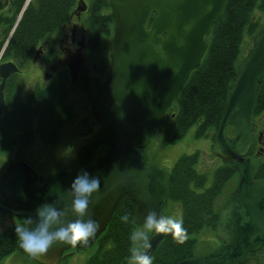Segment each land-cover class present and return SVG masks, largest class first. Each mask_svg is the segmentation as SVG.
<instances>
[{"label":"water","instance_id":"1","mask_svg":"<svg viewBox=\"0 0 264 264\" xmlns=\"http://www.w3.org/2000/svg\"><path fill=\"white\" fill-rule=\"evenodd\" d=\"M225 0H108L113 19L108 40V72L90 101L94 118L114 130V139L105 149L102 164L75 171L64 169L46 174L35 183L38 172L23 160L10 161L0 181H10L15 201L36 209L50 203L52 188L68 189L84 170L99 177L101 190L93 195L88 214L99 229L87 246L57 244L40 258L42 264H56L67 249L89 248L105 228L120 198L127 194L134 202L133 218L143 223L149 210L176 220L162 211L169 193L170 173L156 162H147L142 147L152 131L164 133L173 113L168 110L178 96L189 72L198 65L207 47L206 36L218 18ZM80 8V4L78 5ZM84 62L82 45L71 55L68 66L74 82ZM10 62L0 63V109ZM264 76V23L253 35L251 46L237 64L233 81L225 94L211 151L222 161L237 162L235 187L218 207L213 232L220 243L200 255L176 264H241L251 251L264 244V177L256 178L258 155H245V145L253 138L255 121L251 110L259 82ZM235 127L227 137V125ZM169 231L151 232L148 255ZM16 249L24 251L20 241Z\"/></svg>","mask_w":264,"mask_h":264},{"label":"trees","instance_id":"2","mask_svg":"<svg viewBox=\"0 0 264 264\" xmlns=\"http://www.w3.org/2000/svg\"><path fill=\"white\" fill-rule=\"evenodd\" d=\"M74 1L36 0V6L53 21L58 15L64 20ZM256 10L264 13V0H225L218 18L211 24L206 36L207 47L200 62L189 72L178 96L172 101L171 109L168 110L173 113L171 123L164 133L152 131L148 144L142 147L147 162L157 163L166 147L181 139L196 123L194 135L210 137L213 140L224 108L225 94L233 81L237 64L250 48L253 35L264 23L261 18L255 16ZM86 22L91 24L88 45L94 46L97 50L102 34H112L113 19L109 12L108 0H91ZM44 28L48 32L54 27ZM16 31L25 44L30 37L28 31L32 30L21 33L18 27ZM245 44L247 45L244 51ZM104 61L100 60L98 65L100 76L87 78L84 70L79 73L75 84L85 91L89 98L94 94L101 78L107 74L108 61ZM67 81V76L63 73L48 85L31 89L28 100L25 103H18L14 110L6 105V110L0 117V152H7L15 147V156L22 158L24 148L31 144L35 137L47 145L58 141L61 130L74 115V107L67 101L69 95ZM11 97H13L11 90L7 87L6 99ZM263 113L264 76L258 84L251 110V118L256 122V127L257 120ZM14 129H18L20 133L12 135ZM234 131V125L228 124L227 137L230 138ZM114 136V130L109 125L101 123L99 130L77 151L79 169L89 164L99 167L102 164L104 150ZM259 144L254 135L245 145L243 154L256 155ZM100 148L102 152L97 154ZM258 157L261 162L255 174L256 178L264 177V153ZM198 160L199 151L182 153L169 169V193L162 211L168 212L170 204L176 203L180 206V216L172 231L163 236L151 251L153 264H176L186 257L196 255L198 241L195 234L204 228L213 232L218 218V207L236 185V161H222L213 169L211 181L207 184V174L197 168ZM74 171L76 170L71 172ZM230 179H235L234 184L224 194V188ZM133 210L134 202L124 194L105 228L93 242L92 245L96 244L95 251L87 257L84 264H128L130 232L133 227L142 226V223L135 222ZM125 214L129 216L127 222L122 220ZM150 234L151 232L148 238ZM17 240L15 228L1 234L0 255L13 251ZM241 264H264V244L251 251L248 259Z\"/></svg>","mask_w":264,"mask_h":264},{"label":"flooded vegetation","instance_id":"3","mask_svg":"<svg viewBox=\"0 0 264 264\" xmlns=\"http://www.w3.org/2000/svg\"><path fill=\"white\" fill-rule=\"evenodd\" d=\"M90 1L75 0L64 20L60 19L58 15V18L53 21L42 10L37 8L36 0H0V63L10 61L16 67L13 71H9L5 77L3 105L0 109V117L4 114L6 105L12 107V110H14L18 103H25L28 100V93L31 89L44 87L63 73L67 76L70 92L82 70H84L87 78L94 77L95 75L100 76L98 73L100 60L108 61L106 66V71L108 72L109 50L107 44L106 49L103 48L105 50L103 56L99 57L97 53H102L100 51L102 49L101 38L104 37L109 40L112 34H102L97 50L94 49V46L88 45L90 36L89 26L91 24L90 22H86V17L89 13ZM79 4L80 8L78 7ZM37 9L38 14L36 13ZM36 23L38 25L35 26ZM38 26L39 28H37ZM45 26L54 28L47 32V29L44 28ZM18 27H20L21 33L32 30L28 31L30 37H28L29 40L25 44H23L21 35L16 31ZM81 45L84 62L79 70L77 79L71 82L68 62L71 55ZM91 58L97 59L96 62L94 61L95 64L91 65L93 71L88 66V60ZM105 77H102L101 80ZM1 81L2 77L0 76ZM7 87H9L13 96L8 100L6 99ZM85 95L88 97V101L83 105L81 120L78 123L81 124L83 122L81 129H84V131H81V133L87 132L91 138L99 130L101 123L94 118L90 109V101L94 94L90 98L86 92ZM16 133H20V131L14 129L12 135ZM254 135H256L257 140L260 142L256 155H261L264 153V132L257 129L255 125ZM15 151L16 148L14 147L10 151L0 152V175L10 161L23 160L31 165L24 156L17 158ZM23 154L25 155L24 151ZM35 170L38 172L35 183H39L46 174L40 173L37 169ZM11 184L10 181H0V235L10 229L16 228L17 225L23 224L29 217L25 213L28 208L10 197L13 190ZM74 251L75 249L72 248L65 250L56 264H73L72 256L74 255ZM0 264L42 263L30 257L25 251L16 249L15 245L13 251L0 255Z\"/></svg>","mask_w":264,"mask_h":264},{"label":"clouds","instance_id":"4","mask_svg":"<svg viewBox=\"0 0 264 264\" xmlns=\"http://www.w3.org/2000/svg\"><path fill=\"white\" fill-rule=\"evenodd\" d=\"M100 190V178L91 177L84 170L68 189L52 188L50 195L54 199L39 206L35 210V218L28 217L23 224L16 226L20 246L32 258L44 257L57 244L87 246L99 229V222L89 216L88 209L93 195ZM128 219L127 214L122 217L125 222ZM172 224L171 219L149 210L142 226L133 227L130 232L128 264H153L152 257L147 253L150 248L148 234L172 231Z\"/></svg>","mask_w":264,"mask_h":264},{"label":"rangeland","instance_id":"5","mask_svg":"<svg viewBox=\"0 0 264 264\" xmlns=\"http://www.w3.org/2000/svg\"><path fill=\"white\" fill-rule=\"evenodd\" d=\"M255 16H258L264 21V13L256 10ZM104 39V37L101 38L102 49L100 51L102 53H97L99 57L103 56L105 52L103 48L106 49L105 47L108 39H105V41ZM246 45L247 44H245L244 47ZM245 49L246 47L244 48V51ZM95 57H97V55H95ZM96 60V58L88 60V66L91 71H93V67L91 65L95 64ZM67 101L68 103L74 105L75 115L73 116L72 121L67 123L62 129L58 141L55 144L47 145L44 144L38 137H35L33 142L24 150V158L40 173L50 174L54 173L58 169H64L71 172L79 169L77 151L81 145L85 144L90 139L89 133H81V131H84V129H81L83 122L81 124L78 123L81 120L80 118L83 112V105L88 101V97H86L85 92L81 91L75 84L70 89ZM257 122V129L263 130L264 132V113L260 116ZM196 125L197 123L192 125L181 139L172 142L166 147V149L161 153L157 161V165L169 171L179 155L182 153L199 151L197 168L207 174V184H209L212 178L213 169L219 165L222 160L218 156L212 154V140L210 137H199L194 135ZM101 152L102 148L98 150L97 154ZM234 181L235 179H230L227 182L224 188V194L232 188ZM166 213L170 214L175 220H178L180 216L179 204L171 203L169 210ZM195 236L198 241L195 248L196 255L208 252L219 244V239L215 236L211 229L204 228L198 234H195ZM95 247L96 244L85 250L75 249L73 252L74 255L72 256L73 264H84L87 257L95 251Z\"/></svg>","mask_w":264,"mask_h":264}]
</instances>
